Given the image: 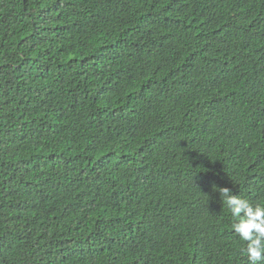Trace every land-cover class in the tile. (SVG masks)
<instances>
[{
  "label": "trees",
  "instance_id": "1",
  "mask_svg": "<svg viewBox=\"0 0 264 264\" xmlns=\"http://www.w3.org/2000/svg\"><path fill=\"white\" fill-rule=\"evenodd\" d=\"M251 115L264 0H0V264H238L222 188L264 203V138L206 135Z\"/></svg>",
  "mask_w": 264,
  "mask_h": 264
},
{
  "label": "clouds",
  "instance_id": "2",
  "mask_svg": "<svg viewBox=\"0 0 264 264\" xmlns=\"http://www.w3.org/2000/svg\"><path fill=\"white\" fill-rule=\"evenodd\" d=\"M251 117L249 120L242 122L229 123V120H227V123L219 127L216 132L207 133L206 138L208 141L206 144L209 148H215L221 140L225 142L230 136H234L235 139L245 136L240 142L243 145L239 144V146L248 150V146L251 147L264 138V119L256 118L253 115ZM257 120H260L261 123ZM227 128L229 134L226 138H223ZM149 137L155 149V157H159L156 163L161 161V164L172 162L175 169H178L179 162H182L186 156V147L182 138L176 132L172 134L153 132ZM155 164H152L150 173L153 171ZM177 169L171 174L176 176L178 174ZM176 179H178V176ZM222 195L224 203L231 213L233 234L238 237L236 238L239 239L241 244L240 252H236L233 256L234 259L238 264H264V203L251 202L243 197L244 194L241 191L230 190L227 187L222 188ZM210 213L206 212L204 216H208ZM223 237L224 234L218 228L215 230L207 227H196L189 230V234L182 236L178 252L183 251V254L192 255L199 246L209 247L213 242H220ZM226 250L227 248H225ZM224 261L231 264L230 255L224 257Z\"/></svg>",
  "mask_w": 264,
  "mask_h": 264
}]
</instances>
